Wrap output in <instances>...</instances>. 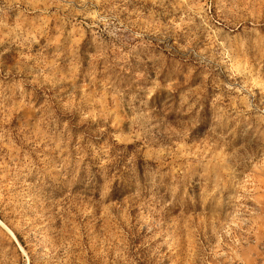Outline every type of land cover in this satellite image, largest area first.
<instances>
[{"label": "rangeland", "instance_id": "374dc122", "mask_svg": "<svg viewBox=\"0 0 264 264\" xmlns=\"http://www.w3.org/2000/svg\"><path fill=\"white\" fill-rule=\"evenodd\" d=\"M0 264H264V0H0Z\"/></svg>", "mask_w": 264, "mask_h": 264}]
</instances>
